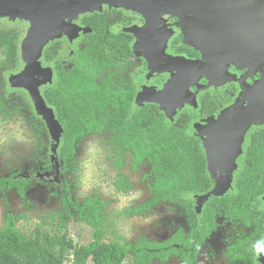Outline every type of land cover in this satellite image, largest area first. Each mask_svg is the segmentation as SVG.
I'll return each mask as SVG.
<instances>
[{
  "label": "flooded vegetation",
  "instance_id": "af4514ba",
  "mask_svg": "<svg viewBox=\"0 0 264 264\" xmlns=\"http://www.w3.org/2000/svg\"><path fill=\"white\" fill-rule=\"evenodd\" d=\"M159 1L161 4L149 9L153 10L152 13H148L144 6L131 8L120 0H106L100 6L71 16V20L66 21L78 29L77 34L72 35L70 31L68 35L47 41L38 56L40 67L51 72L35 69L33 74L26 76V81L37 85L45 105L55 113L44 93L53 86L58 72L66 71V119L71 114L83 118L88 116V120L94 116L103 122L130 121L142 129H149L159 120L167 127L182 130L186 137L193 139L196 153L204 156L207 182L203 184L206 188L203 192L181 196V201L190 203L199 218L203 211L208 210L212 222L209 235L199 247L195 264H198L204 244L220 222H234L250 229L248 233L230 239L224 247L226 264H233L235 255L240 252L251 253L248 264H255L260 260L264 243V175L263 168L255 160L264 154V120L247 128L238 152L233 151L236 145L231 144L230 135H225V140L214 135L218 133L217 120L224 110L248 106L250 98L255 96L257 84L264 80V0H207V6L201 3L203 6L187 10L176 3V9L172 11L162 9L170 6L167 3L171 0ZM62 17L65 19L66 15ZM33 22L26 14L13 18L0 16V50L4 54L0 64V120L3 121L0 123L10 122L9 116L14 113L24 114L38 143L34 164L13 172H0V180H3L0 198H5L10 191L20 197L16 181H23L26 186L24 197L20 199L25 200L27 190L34 184L54 183L50 174L58 165L60 180L56 184L57 192L52 190L50 195L56 196L60 202V194L66 185L69 186L61 177L65 172L67 174L72 159L66 162L59 158L60 140L52 148L51 134L35 109L29 90L20 85L21 82L19 85L11 82L13 76L20 75L25 69L22 45ZM4 43L14 48L10 55ZM101 99L105 100L102 105ZM91 101L98 106L93 105L96 109L89 114ZM105 131L111 133L113 149L117 153L125 151L130 154L135 167L141 169L145 163L149 164V172L144 177L150 179L149 190L152 193L150 186L154 173L151 160L144 157L137 161L134 150L119 142L116 126L111 130L104 126L99 131H87L80 140ZM213 150L217 153L215 163L221 158L224 160L216 166L226 171L224 177L229 185L224 193L210 195L199 202V197L209 193L216 183L207 161V153ZM39 151L42 152L39 154ZM226 152H236L234 161L220 156ZM116 162L119 167L121 161ZM243 171L256 173L252 181L246 183L256 190L249 195L247 210L259 219V229L256 220L239 215L231 217L225 207H230L231 200H239L236 193ZM6 179H13L15 185L7 188ZM117 182L121 190L128 192L126 179L119 178ZM214 199L224 200V203L207 209L206 205ZM163 203L183 210L185 225L176 231L181 228L187 232V208L170 201L158 205ZM149 211L132 215H143ZM172 257L184 264L178 256H170L164 263L154 261L165 264ZM261 260L264 261V256Z\"/></svg>",
  "mask_w": 264,
  "mask_h": 264
},
{
  "label": "trees",
  "instance_id": "16d2710c",
  "mask_svg": "<svg viewBox=\"0 0 264 264\" xmlns=\"http://www.w3.org/2000/svg\"><path fill=\"white\" fill-rule=\"evenodd\" d=\"M4 44L10 55L14 48ZM44 96L47 103L53 107L54 116L62 128L60 159L67 162L73 158L76 144L87 131H99L104 126L111 130L116 126L119 142L134 150L137 161L144 157L149 158L154 173L150 186L151 196L129 208L128 213L142 214L160 202L170 201L187 208L189 228L187 232L178 229L164 241H153L144 237L133 243H122L117 239L107 240L101 215L105 203L98 197L91 196L76 205L66 185L64 192L60 194V214L56 220L51 221L50 228L37 223L25 234L17 226L21 215H13L6 206L4 222L0 227V264H65L67 261L71 264H151L154 260L164 263L170 256H178L184 264H195L199 247L209 235L212 222L208 210L203 211L199 218L191 209L190 203L181 201V196L201 193L206 189L203 188V184L207 182L203 167L204 156L196 153L193 139L186 137L182 130L167 127L159 120L152 123L149 129H142L130 121L103 122L100 118L97 121L94 116L92 120H88V116L83 118L71 114L66 119V71L58 72L53 86L47 89ZM104 102L105 100L101 99V105ZM93 105L98 106L91 101L88 106L89 114L96 109ZM255 160L258 166L263 168L261 171L264 175V154ZM255 174L248 171L240 174V185L236 193L239 200L235 198L231 200L230 207H225L231 217L239 215L256 220L259 229V219L247 210L251 199L249 195L256 193V190L253 185L246 183L252 181ZM5 181L8 183L7 188L15 185L13 179ZM2 182L3 180H0V189ZM25 186V182L16 181L20 197H24ZM216 200L209 202L206 208L224 203V200ZM73 218L83 220L91 228V240L87 244H76L69 237L67 225ZM235 256L233 264H248L251 260V253L240 252Z\"/></svg>",
  "mask_w": 264,
  "mask_h": 264
},
{
  "label": "rangeland",
  "instance_id": "374dc122",
  "mask_svg": "<svg viewBox=\"0 0 264 264\" xmlns=\"http://www.w3.org/2000/svg\"><path fill=\"white\" fill-rule=\"evenodd\" d=\"M26 6H30L32 9L31 15L28 16L29 19L35 21L39 6L35 2L26 4ZM63 18L58 19L60 22L57 25L65 29L60 32L61 34L49 40L60 35L77 34L78 29L72 26L69 21H66L71 20V18ZM66 28H68V31ZM3 59L4 54L0 50V64ZM41 70L51 72L48 68L42 69L41 67ZM24 116V114L17 112L9 116L10 122L0 123V172H13L25 165L35 163L38 143H36L31 124L26 121ZM39 116L49 131L45 119L41 115ZM0 122L3 121L0 120ZM110 135V132L105 131L100 135H89L79 141L77 151L69 162L67 174L65 172L61 177L69 185L73 203L79 205L86 197L91 196L98 197L105 202L101 215L107 240L117 239L122 243H133L140 237L157 241L168 238L178 227L185 225L183 210L170 203H163L143 215H132L127 212V209L140 203L151 194L149 190L150 179L144 177L148 174L150 167L147 163L141 169L135 167L131 162L130 154L125 151L117 153L113 149ZM235 137L230 140L231 144L237 145ZM51 140V144H54L52 148H55L56 142L53 143L52 135ZM236 152H238V148H236ZM236 152L231 158L228 153L220 156L230 159L232 162L234 161L233 158L236 157ZM118 160L121 161L119 167H117L116 162ZM207 161L216 183L209 193L199 197V202L206 200L210 195L224 193L229 185V181L225 180L224 177L226 171L216 166V164H222L221 162H224V160L221 158L220 162L215 163L217 161L215 150L207 153ZM57 166L50 174V177L54 178V185L41 182L40 184H34L27 190L25 200L20 199L13 191H10L5 198H0V227L3 225L6 206H8L13 215H21L22 218L17 226L25 234L34 228L37 223L50 228L51 221L56 220L60 214L59 199L50 195L52 190L57 192L56 184H59L60 180V172ZM119 178L126 179L129 185L128 192L120 189L117 182ZM67 231L69 237L76 244H87L91 240V228L79 218H73L68 222ZM249 231L250 229L242 228L234 222H220L219 227L204 244L198 257V264H226L223 255L224 247L230 239ZM262 256H264V243L262 254H259L260 260L256 261L255 264H264V261L261 260ZM65 264L71 263L67 261ZM151 264L162 263L154 261ZM165 264H181V262L176 257H172Z\"/></svg>",
  "mask_w": 264,
  "mask_h": 264
},
{
  "label": "water",
  "instance_id": "95a60500",
  "mask_svg": "<svg viewBox=\"0 0 264 264\" xmlns=\"http://www.w3.org/2000/svg\"><path fill=\"white\" fill-rule=\"evenodd\" d=\"M104 1L106 0H0V16L6 14L12 16V18L21 17L25 14L27 17L30 16L32 9L30 6H26V4L35 2V4L39 6L37 17L33 22V25L30 27L22 45L23 58L26 62L25 69L23 73L14 76L11 80L14 85H19L21 82L20 85H25L27 87L32 96L38 114L41 115L47 122L49 131L53 136L54 142H56V146L58 145L60 136L62 135V128L56 120L53 111L46 107L37 85H33L26 81V76L31 73L33 74L35 69L41 68L38 62V56L40 55L42 46L49 39L61 34L60 32H63L65 29L64 27L57 25L60 17L64 15H66V17L78 15L90 8L100 6V4ZM120 1H122V4L126 7L135 5L138 7H147L148 9L145 10H147L148 13L153 12V10H149L152 6L161 4L159 0ZM169 3L170 6L162 9L172 11V9H176L175 4L177 3L187 10L192 9L195 6H203L201 3H204L207 6L208 1L180 0L176 2L171 0L167 4ZM162 9L161 11H163ZM254 94L255 96L250 98L248 101V106L245 108L237 106L228 108L224 110L217 120L218 133L215 134L214 137L225 140V135H230V139H234V136H236L235 142L237 143L236 148H238V151H240V143L247 128L253 123H261L264 120V80L257 84ZM235 150L236 149L233 151ZM228 155L231 158L234 153L230 152Z\"/></svg>",
  "mask_w": 264,
  "mask_h": 264
}]
</instances>
